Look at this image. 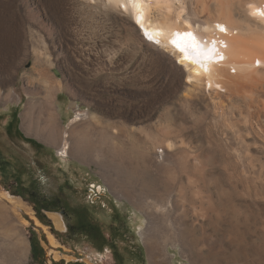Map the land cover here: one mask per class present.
Listing matches in <instances>:
<instances>
[{"label": "rangeland", "instance_id": "1", "mask_svg": "<svg viewBox=\"0 0 264 264\" xmlns=\"http://www.w3.org/2000/svg\"><path fill=\"white\" fill-rule=\"evenodd\" d=\"M49 3L0 0L2 29L18 43L0 55V192L24 204L13 211L0 193V264H264V140L256 130L239 140L206 99L184 96L186 79L168 93L162 69L142 53L137 36L159 43L138 26L132 31L129 14H99L72 0L58 15ZM32 32L52 33L51 63L31 51ZM76 37L87 45L103 37L125 64L112 71L87 67L72 52ZM116 86L133 93V108L109 100ZM138 106L145 109L142 118L134 113ZM74 124L79 143L64 136ZM50 130L54 141L46 135ZM77 144L90 156L82 157ZM39 175L80 187L84 204L95 184L105 192L98 204L106 205L92 218L105 222V235L111 221L126 228L124 235L114 247L85 235L67 237L59 213L61 228L49 212L36 213L16 194ZM134 248L140 257L128 256Z\"/></svg>", "mask_w": 264, "mask_h": 264}, {"label": "bare ground", "instance_id": "2", "mask_svg": "<svg viewBox=\"0 0 264 264\" xmlns=\"http://www.w3.org/2000/svg\"><path fill=\"white\" fill-rule=\"evenodd\" d=\"M69 1L72 0H49V4L53 12L60 15L65 12L66 3ZM75 1L99 14L106 13L108 9L129 14L132 31L136 32L138 26L159 43L156 45L142 34L137 36L142 53L162 69L168 93L173 94L179 90L186 79L183 86L184 96L195 93L206 99L216 114L226 117L230 129L239 140L244 141L249 130H256L264 140V15L261 14L264 12V0ZM2 22L3 18L0 17V47L2 45L6 49H0V55L3 52L10 54L18 49L16 39L2 29ZM177 33H192L197 47H189L187 52L179 51L172 44ZM46 36L47 38L38 32L30 33L29 45L32 52H37V60L51 63L47 39L52 33L48 32ZM72 41V52L87 67L112 71L125 64L117 51L104 43L103 37L93 40L91 45L84 44L77 37ZM188 43L191 44L192 41ZM1 63L0 59V65ZM110 91L114 94L103 90L110 94L108 95L112 99L109 100L112 103L117 101V105H125L128 110L133 108L130 100L132 92L120 86L113 87ZM123 93L125 96H122ZM115 94L120 97L113 99ZM141 95L146 97V94ZM50 101L47 103L48 110L54 118V100ZM133 110L138 118L146 115L144 107L138 106ZM78 114L71 119L73 123L80 119ZM91 119L94 121L95 116ZM76 126L71 125L64 136L70 135L73 142L77 140L79 143L82 137L75 138ZM50 131L48 134L47 131L43 133L54 141L56 133ZM81 144H77L78 152L82 157L90 156L88 147ZM67 148L65 140L60 155L66 156ZM1 196L13 211L17 212L24 207L23 202L16 196L7 192L1 193ZM208 202L209 210H213L212 204L209 200ZM50 215L55 226L61 228L59 216L54 213ZM48 239L51 244H57L50 234Z\"/></svg>", "mask_w": 264, "mask_h": 264}, {"label": "flooded vegetation", "instance_id": "3", "mask_svg": "<svg viewBox=\"0 0 264 264\" xmlns=\"http://www.w3.org/2000/svg\"><path fill=\"white\" fill-rule=\"evenodd\" d=\"M44 167L41 166V172L44 170ZM20 174L23 175V173ZM39 179L43 184L42 187L37 183ZM30 180L32 186L26 187L23 190L20 187V190L18 189L16 194L27 201L35 209L36 213L38 211L59 213L65 225L64 234L67 237L72 238L78 234L85 235L95 244H102L103 240H106L104 241L105 247H114L112 241L124 235L126 228H124L125 231L119 229L115 221L108 223L111 230L108 236L105 235L101 232V226L105 222L100 221L96 217L92 218L94 215L100 216L103 213L101 209L106 205L98 204L99 196H102L105 192L98 191L99 189H96L95 184L88 188V196H91L92 199L87 204H84L80 200L83 196V190L78 186L74 187L68 183L61 185L55 182L53 178L49 176L45 177L44 175H39L37 179L31 178ZM98 207L101 209L98 210ZM113 235L115 236L114 238ZM33 247L34 249L40 247L37 239L33 241ZM134 250V252L129 251L128 256L131 255L134 258L140 257V251L137 248H134ZM33 255L36 257V253H33ZM128 256L126 260L129 259Z\"/></svg>", "mask_w": 264, "mask_h": 264}, {"label": "snow or ice", "instance_id": "4", "mask_svg": "<svg viewBox=\"0 0 264 264\" xmlns=\"http://www.w3.org/2000/svg\"><path fill=\"white\" fill-rule=\"evenodd\" d=\"M261 14L264 15V12ZM149 39L151 38L149 37ZM188 41H192V43L189 44ZM172 44L181 52H187L189 47H192L193 49L197 47L192 33H177ZM185 58L187 59V57Z\"/></svg>", "mask_w": 264, "mask_h": 264}, {"label": "trees", "instance_id": "5", "mask_svg": "<svg viewBox=\"0 0 264 264\" xmlns=\"http://www.w3.org/2000/svg\"><path fill=\"white\" fill-rule=\"evenodd\" d=\"M38 214H40V213H38ZM30 240H31V242L33 243V241H34V234H33V233H32V235H31V237H30ZM32 257H34L33 253H32Z\"/></svg>", "mask_w": 264, "mask_h": 264}, {"label": "water", "instance_id": "6", "mask_svg": "<svg viewBox=\"0 0 264 264\" xmlns=\"http://www.w3.org/2000/svg\"><path fill=\"white\" fill-rule=\"evenodd\" d=\"M49 213H54V212H49ZM50 231H52L51 228H50ZM51 233H52V232H51Z\"/></svg>", "mask_w": 264, "mask_h": 264}, {"label": "crops", "instance_id": "7", "mask_svg": "<svg viewBox=\"0 0 264 264\" xmlns=\"http://www.w3.org/2000/svg\"><path fill=\"white\" fill-rule=\"evenodd\" d=\"M54 214H56V213H54Z\"/></svg>", "mask_w": 264, "mask_h": 264}]
</instances>
